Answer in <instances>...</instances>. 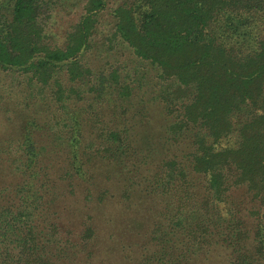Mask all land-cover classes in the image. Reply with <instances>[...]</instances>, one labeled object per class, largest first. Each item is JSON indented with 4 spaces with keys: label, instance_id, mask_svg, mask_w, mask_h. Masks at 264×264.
Returning <instances> with one entry per match:
<instances>
[{
    "label": "trees",
    "instance_id": "1",
    "mask_svg": "<svg viewBox=\"0 0 264 264\" xmlns=\"http://www.w3.org/2000/svg\"><path fill=\"white\" fill-rule=\"evenodd\" d=\"M118 1L110 11L108 48L115 41L149 67L169 116L168 138H182L187 146L151 173L150 190L169 199L151 229L152 256L178 264L189 248L200 250L213 238L226 264H264V0ZM51 3L0 0V71L22 77L15 83L24 80L27 90L48 87L41 98L48 104L81 98L80 91L96 101L111 89L128 95L119 65L95 67L86 56L105 0H84L60 41L48 32ZM172 86L188 91L176 94ZM92 121L100 122L96 116ZM69 130L68 144L77 145L80 128ZM28 135L19 154L22 194L0 200V264L58 262L48 246L57 227L41 212L44 231L35 214L41 157ZM108 138L115 141H104L102 150L125 157L127 142L116 130ZM91 233L87 226L82 239ZM178 235L186 247L176 252L172 236Z\"/></svg>",
    "mask_w": 264,
    "mask_h": 264
},
{
    "label": "rangeland",
    "instance_id": "2",
    "mask_svg": "<svg viewBox=\"0 0 264 264\" xmlns=\"http://www.w3.org/2000/svg\"><path fill=\"white\" fill-rule=\"evenodd\" d=\"M50 1L48 32L51 40L60 41L84 0ZM117 2L105 0L86 56L95 67L103 62L106 67L119 65L130 84L128 95L121 97L111 89L96 101L85 99L88 92L80 91L81 98L74 94L61 105L48 104L41 99L48 87L31 84L30 91L24 80L16 85L22 77L0 71V200H16L22 194L17 188L24 176L19 154L29 134L41 157V167L35 168V214L44 231L48 232L41 212L57 227L48 244L56 264L162 263L152 256L155 246L150 236L154 222L163 219L161 211L169 207V199L153 193L149 181L162 158L179 155L187 146L182 138H168L169 116L155 95L159 86L149 67L139 64L115 41L108 48L110 11ZM175 87L171 88L176 94L188 91ZM93 116L100 122L91 126ZM69 127L81 130L79 143L73 141V147L68 144ZM109 130H116L127 142L125 157H111L102 150L104 141H115L108 138ZM87 226L92 233L82 239ZM179 238L172 236L176 252L186 247ZM210 241L200 250L189 248V257L178 264H226L223 248L214 246L213 238Z\"/></svg>",
    "mask_w": 264,
    "mask_h": 264
}]
</instances>
